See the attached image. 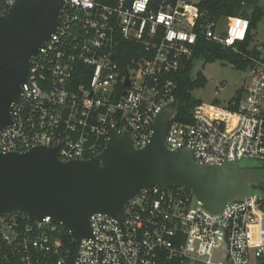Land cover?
<instances>
[{
    "label": "built area",
    "instance_id": "built-area-1",
    "mask_svg": "<svg viewBox=\"0 0 264 264\" xmlns=\"http://www.w3.org/2000/svg\"><path fill=\"white\" fill-rule=\"evenodd\" d=\"M14 1L0 0V16ZM198 3L62 0L56 30L30 59L11 123L0 131V154L60 147V161H85L104 149L110 131L129 133L140 150L156 116L169 109L167 150L191 152L200 165L264 162V57L258 48L241 49L245 19L202 23ZM198 40L243 58L244 69L230 67L247 77L227 103L200 102L182 123L175 77ZM78 65L89 79L76 87ZM89 224L91 237L68 263L50 217L33 223L25 214L2 215L0 252L8 251L6 264H264V195L211 214L185 189L147 187L124 205L120 223L94 214Z\"/></svg>",
    "mask_w": 264,
    "mask_h": 264
},
{
    "label": "water",
    "instance_id": "water-1",
    "mask_svg": "<svg viewBox=\"0 0 264 264\" xmlns=\"http://www.w3.org/2000/svg\"><path fill=\"white\" fill-rule=\"evenodd\" d=\"M61 4L15 0L0 16V131L11 123L10 108L21 94L30 59L56 30ZM172 115L164 109L156 116L150 142L140 150L129 133L110 131L104 149L85 161H60V147L0 154V216L25 214L33 223L50 217L78 244L91 237L92 215L120 223L124 205L147 187L188 190L211 214L264 195L263 161L200 165L191 152L167 150L164 138Z\"/></svg>",
    "mask_w": 264,
    "mask_h": 264
},
{
    "label": "trees",
    "instance_id": "trees-1",
    "mask_svg": "<svg viewBox=\"0 0 264 264\" xmlns=\"http://www.w3.org/2000/svg\"><path fill=\"white\" fill-rule=\"evenodd\" d=\"M259 0H199V20L202 23L216 20L218 18H241L248 22L245 41L241 46L243 51L249 48L252 37L251 32L255 25L264 17L262 8L258 5ZM250 11V12H249ZM198 29H196V32ZM124 59V55H121ZM201 60L204 65L214 62H227L239 64L240 69H244L246 62L243 58L233 54L231 51L222 49L205 40H198L196 50L192 60L186 64V67L175 77L176 90L175 96L178 101L175 120L182 123L191 121V111L200 101L192 97L194 90L204 89L207 85V79L201 72H197L192 77V70L195 62ZM85 70L82 65H78L72 81L74 86L85 85L89 79V74H81ZM241 90L238 91L240 93ZM220 104L219 102H214ZM188 192V190H186ZM56 237L61 240L64 254L67 255V262L71 263L76 255L78 244L73 242L65 228L58 226ZM7 250L0 252V264H6Z\"/></svg>",
    "mask_w": 264,
    "mask_h": 264
},
{
    "label": "rangeland",
    "instance_id": "rangeland-1",
    "mask_svg": "<svg viewBox=\"0 0 264 264\" xmlns=\"http://www.w3.org/2000/svg\"><path fill=\"white\" fill-rule=\"evenodd\" d=\"M258 5L264 13V0H259ZM220 24L225 26L226 19H222ZM251 37L249 49H260L259 54L264 57V17L255 25ZM197 72H201L205 76L207 85L204 89L194 90L192 97L205 105L212 104L216 100L222 104L227 103L244 86L247 77V73L231 68L227 62L219 61L204 65L201 60H198L194 64L192 77ZM243 163L252 165L253 162L244 161Z\"/></svg>",
    "mask_w": 264,
    "mask_h": 264
}]
</instances>
